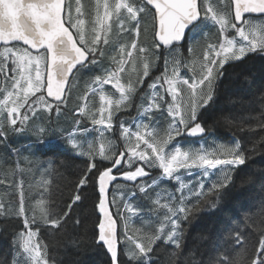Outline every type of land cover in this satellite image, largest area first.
<instances>
[{"label": "snow or ice", "instance_id": "1", "mask_svg": "<svg viewBox=\"0 0 264 264\" xmlns=\"http://www.w3.org/2000/svg\"><path fill=\"white\" fill-rule=\"evenodd\" d=\"M226 7L230 11H225ZM74 12L75 17L71 0H0V44L3 45L0 48V95L3 97L0 99V144L10 135L24 132L40 112L59 114L60 106L71 95L70 82L77 74L99 71L87 92L99 93L100 107L92 111L87 104H81L76 112L90 120L99 138L103 139L105 132L118 133L117 140L123 141V148L117 151L115 142L109 141L107 147L102 143L97 161L91 142L87 151H75L82 149L77 135L83 136L90 129L79 120L72 131L64 129V139L74 154L89 158L68 210L55 213L41 198L29 216L23 181H20L17 185L19 207L14 211L22 218V227L15 234L12 252L0 264H57L55 257L48 254V245L40 239V223L59 229L72 206L82 200L81 190L92 176L98 196L94 205L98 212L96 243L106 248L111 264H121V241L128 246L124 253L128 264H152L154 246L163 242L180 250L184 225L203 210L204 198L218 200L219 194L232 182L230 170L246 164L247 157L239 140L231 144L213 140L209 147L202 142L198 148H182L173 141L184 136L209 135L211 129L202 123L203 110L214 99L224 66L242 61L250 54H264V21L245 19V14L264 15V0H230L229 5L224 0L218 3L216 0H115L114 3L96 0L90 39L85 35V21L78 18L83 15L80 0H76ZM149 15L153 40L146 48L139 43L140 22ZM114 24L119 35L131 37L130 43H122L118 49H114L109 39ZM213 25L218 26V42L208 43L203 49L198 73L192 69L191 77L182 76V60L172 56L171 50L186 41L188 33L198 26ZM153 47L164 57V71L147 85L148 92L145 93L144 85L150 78V63L144 56H141L142 76L135 82L122 83L125 65L130 61L135 64L134 53L144 54ZM113 49L114 54L109 55ZM187 51L191 53L192 47L188 46ZM105 85H111L119 97L113 99L105 92ZM181 85L186 86L187 95ZM87 92L80 99H87ZM136 96L141 101L136 105L137 115L129 120L117 116L134 106ZM258 127L264 129V123ZM45 130L41 125L33 126L37 136H42ZM153 170H159V176L154 177ZM217 172L222 176L213 180ZM186 177L195 179L186 180ZM118 180L131 182L127 198L119 185L110 197L111 186ZM162 181L178 186L174 192L167 188L155 192L152 205L163 213L159 226L154 232L135 229L130 234L125 212L129 216L139 215L138 206L132 201L150 198ZM205 181L210 183L206 185ZM113 206L117 209L115 215ZM210 206L215 208L216 204ZM36 209L39 216L35 214ZM9 211H13L11 205L0 202V215ZM117 216L124 221L122 237L118 234ZM234 240L240 246L246 238L237 231ZM255 253L251 264H264V233L258 239ZM230 255L225 253L209 264H245L239 258L241 254L231 258Z\"/></svg>", "mask_w": 264, "mask_h": 264}, {"label": "trees", "instance_id": "2", "mask_svg": "<svg viewBox=\"0 0 264 264\" xmlns=\"http://www.w3.org/2000/svg\"><path fill=\"white\" fill-rule=\"evenodd\" d=\"M85 4L92 6L96 0H85ZM146 17L151 20L150 15ZM141 29V33L145 34L142 24ZM150 33L152 36V26ZM223 72V77L217 82L214 99L203 110L202 123L206 129H211L213 134L210 135L214 137L228 140L236 136L245 151L246 164L230 170L232 182L219 194L218 200L215 197L204 198L206 203L201 205L203 210L184 225L180 250L163 242L154 246L152 264H209L210 260H218L225 253L231 254L230 258L241 254L239 258L245 264H251L255 259L258 239L264 233V129L258 127L259 123H264V54H250L242 61L227 63ZM99 74V71L83 72L81 81L89 83ZM81 104L82 100H79L77 106H70L61 122L53 119V129L45 116L32 120L31 125L45 127L42 136H37L29 124L24 132L10 135L5 143L0 144V181H3L0 183V202L6 206L11 205L13 209L0 215V261L12 252L15 234L22 227V218L17 217L14 211L19 207L17 185L20 181H23L29 216L33 214L36 201L41 198L55 213L62 214L68 210L67 206L77 191V182L83 176L89 158L74 154L64 139L66 133L59 129V125L71 131L76 121L80 120L84 127L90 129L81 136L82 148L91 138L94 153H97L99 140L96 131L92 130L90 120L85 116L79 118L75 113ZM121 115L125 116L126 112ZM119 142L115 149L117 151L123 148V141ZM83 150L87 151L88 145ZM95 159L100 160L98 154ZM152 175L159 176V170H153ZM94 179V176L89 178V184L81 190L82 200L72 206L68 218L59 229L40 223V239L48 245V254L55 257L57 264H111L105 247L96 243L95 239L98 212L94 205L98 196L92 183ZM116 185L120 186L127 198L131 182L118 180L111 195L117 191ZM177 186L162 181L159 188L150 194V198L132 201L137 204L140 214L129 216L125 212L129 233L135 229L154 232L163 214L162 210L157 212L152 205L156 199L155 192L164 188L174 192ZM211 203L216 204L215 208L210 206ZM112 209L115 214L116 207ZM35 214L39 216L38 209ZM116 219L122 237L124 221L119 216ZM77 220L79 224L75 223ZM237 231L246 238L240 246H236L234 240ZM127 248L121 241V264H128L124 255ZM176 252L180 254L173 255Z\"/></svg>", "mask_w": 264, "mask_h": 264}, {"label": "rangeland", "instance_id": "3", "mask_svg": "<svg viewBox=\"0 0 264 264\" xmlns=\"http://www.w3.org/2000/svg\"><path fill=\"white\" fill-rule=\"evenodd\" d=\"M103 0H101L102 2ZM110 3H114L115 0H109ZM216 2L218 3V0H216ZM71 3L73 5V15L75 17V12L74 9L76 7V0H71ZM225 5H229L230 4V0H224ZM80 4L82 5V11H83V15L78 17L80 19H83L85 21V35L87 38H91V29L93 27V19H94V14H95V4H93L92 6H89L88 4H85V0H80ZM225 11H230V8H225ZM246 19H251L255 22H260V21H264V19L261 18H257L255 19L252 16L247 17ZM146 32L145 34L140 33L139 36V43L141 46L148 48L150 46V41L152 40V36H151V26H152V21L149 20L146 16L141 20L140 22ZM215 26L216 29L213 30L212 27ZM213 26H208V27H202V26H198L194 31H191L188 35V43L187 45L183 48V46H176L175 48H173L171 50V54L172 56H176L178 58H180L182 60V67L180 68V74L182 76H188L191 77L192 75V69H194L197 73L199 72V62L202 59V53H203V49L207 46L208 43H214V42H218L217 41V37L219 35L218 32V26L213 25ZM74 31V30H73ZM205 33H207V35H205ZM232 35H234V32H231ZM109 39L113 42V46L114 49H118L119 45L122 43H130L131 41V37H129L126 34L123 35H119L118 34V30L115 26V24L113 25V31L109 36ZM18 47H24L20 44H17ZM188 46H191L193 51L191 53H189L187 51ZM114 49L113 51H110L111 54H114ZM135 56V64H133L131 61L125 65V72L122 74V83L127 84L129 81L135 82L139 76H142L143 73V68H142V59L141 56H144L147 58V60L150 63V80L148 82L151 83L156 76L161 75V73L164 71V57L161 56V54L153 47L150 48L149 52L141 54L138 51L136 53H134ZM157 57H160L159 59H157ZM171 67L172 65H169V74H171ZM82 72L77 74V78L71 81V95L69 97V99L67 100L66 104L61 105V111L59 114H57L55 111L48 113V112H40L38 114V117L36 119H38L39 117L45 116L47 119V122L49 124H51V127L53 129V125H52V120L56 119V122H61L63 115L67 112V109L70 106L76 105L77 106V102L81 97H83L85 95V93L87 92L88 89V85L91 84V81L89 83H83L81 81L82 79ZM182 88V90L184 91V94L187 95V89L186 86L181 85L180 86ZM104 90L106 93L111 94L113 96V99H117L119 97V94L115 91V89L111 86V85H105L104 86ZM145 93L148 92L147 86H145L144 88ZM34 99V98H33ZM166 99H170L168 97H166ZM134 100V106L128 110V111H123L126 112V115H121L122 113H117V116H120L123 119L129 120L131 117H134L137 115V108L136 105H140L141 101L139 99L138 96L133 98ZM82 104H87L88 108L92 111H96L99 107H100V101H99V93L96 94H92L91 92H87V99L82 100ZM35 120V119H34ZM29 126H33V125H29ZM164 127H166V124L164 125ZM59 129L60 130H64V127L62 125H59ZM32 132V130H31ZM27 134H30V132H25ZM97 133V132H96ZM213 134V133H211ZM98 135V134H97ZM117 136L118 133H108L105 132L104 134V138L101 139L98 137V147H97V154L99 152V148L100 145L103 143L105 144V146L107 147V144L109 141L115 142L117 147L119 146V140H117ZM76 139L81 143V139L82 137L80 135H77ZM105 140L107 142H105ZM215 140L217 143H233L236 140H239L236 136H233L232 138L228 139V140H224V139H220L217 138V136H212V135H207L205 137H203L202 139H198L197 141L194 139H190L187 136L184 137H179L177 138L176 141H173V144H177L179 143L180 146L182 148H198L200 146V144L203 142L205 147H209L211 145V142ZM240 141V140H239ZM92 142V139L90 138L88 140V143ZM88 143L86 144V146L88 145ZM85 146V147H86ZM83 147V145H82ZM84 147V148H85ZM116 147V149H117ZM82 149H77L76 151H81ZM107 154H111V153H107ZM222 176V173L217 172L216 176L213 177V180L219 178ZM187 179H195L194 177H186ZM206 185H208L210 183V181H205Z\"/></svg>", "mask_w": 264, "mask_h": 264}, {"label": "water", "instance_id": "4", "mask_svg": "<svg viewBox=\"0 0 264 264\" xmlns=\"http://www.w3.org/2000/svg\"><path fill=\"white\" fill-rule=\"evenodd\" d=\"M249 15H256V16H258V14H245V17L246 16H249ZM184 43V42H183ZM182 43V44H183ZM3 45L2 44H0V48L2 47ZM49 100H51V98H48ZM110 195V194H109ZM114 214V213H113ZM118 232H119V225H118ZM119 247H120V245H119ZM106 249V248H105ZM108 253V252H107ZM109 254V253H108ZM110 256V255H109Z\"/></svg>", "mask_w": 264, "mask_h": 264}, {"label": "bare ground", "instance_id": "5", "mask_svg": "<svg viewBox=\"0 0 264 264\" xmlns=\"http://www.w3.org/2000/svg\"><path fill=\"white\" fill-rule=\"evenodd\" d=\"M103 2V1H102ZM95 10V9H94ZM4 164H6V163H4ZM5 167H6V165H5ZM2 180V179H1Z\"/></svg>", "mask_w": 264, "mask_h": 264}]
</instances>
